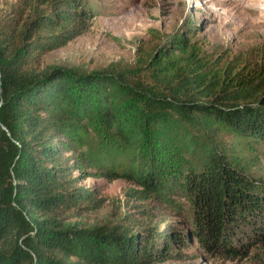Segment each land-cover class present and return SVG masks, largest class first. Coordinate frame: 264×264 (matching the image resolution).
<instances>
[{"label":"trees","instance_id":"obj_1","mask_svg":"<svg viewBox=\"0 0 264 264\" xmlns=\"http://www.w3.org/2000/svg\"><path fill=\"white\" fill-rule=\"evenodd\" d=\"M19 3L22 9L0 20V264H169L183 260L189 241L230 258L264 242V179L215 153L183 176L190 228H159L149 211L127 234L70 222L102 206L79 184L90 176L96 142L132 150L154 124L147 116L168 113L208 117L238 140L264 141V90L245 92L253 77L218 82L186 35L138 49L125 69L85 76L40 70L44 55L89 30L97 10L88 0ZM257 75L264 80V70ZM130 177L160 199L150 170Z\"/></svg>","mask_w":264,"mask_h":264},{"label":"rangeland","instance_id":"obj_2","mask_svg":"<svg viewBox=\"0 0 264 264\" xmlns=\"http://www.w3.org/2000/svg\"><path fill=\"white\" fill-rule=\"evenodd\" d=\"M32 2V0H30ZM34 1V0H33ZM97 10L89 30L64 47L42 57L40 70L60 68L75 76L107 67L129 68L138 49L150 50L170 37L186 35L218 82L250 81L251 96L264 90L255 73L264 70V0H88ZM34 6L36 2L33 3ZM23 6L19 0L0 2V20H8ZM24 13L22 17H26ZM140 143L132 150L102 141L91 155L88 178L80 186L90 190L99 209L82 211L70 219L80 228L107 224L124 234L147 222L190 228L189 204L183 176L198 170L207 153L228 158L251 178L264 179V141L238 140L210 118L168 113L147 116ZM152 172L159 200L132 180L135 171ZM115 172L129 177L108 181L101 174ZM167 214L177 217H166ZM188 224V225H187ZM183 260L169 264H264V242L243 254L225 257L201 251L189 241Z\"/></svg>","mask_w":264,"mask_h":264}]
</instances>
